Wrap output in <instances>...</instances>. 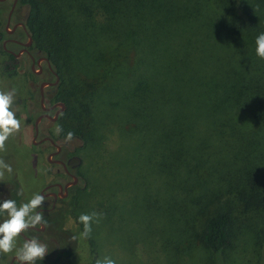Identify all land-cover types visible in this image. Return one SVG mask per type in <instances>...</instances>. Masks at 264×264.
Masks as SVG:
<instances>
[{
  "label": "trees",
  "instance_id": "16d2710c",
  "mask_svg": "<svg viewBox=\"0 0 264 264\" xmlns=\"http://www.w3.org/2000/svg\"><path fill=\"white\" fill-rule=\"evenodd\" d=\"M17 4L26 7L22 21L34 49L59 75L58 90H70L54 97L64 105L59 136L79 138L87 147L102 86L120 71L156 67L159 81L171 85V178L202 190L201 204L186 220L195 243L214 264L238 244L264 251V0ZM115 21L126 24L127 36L119 34ZM140 21L155 25L159 37L146 32L136 36ZM107 29L108 37L100 39ZM91 32L95 34L88 36ZM3 35L0 29V42ZM94 36L100 40L96 51L103 53L74 56ZM0 50V73L10 78L21 61ZM123 50L139 55L131 52L130 57ZM85 121L88 139L80 128ZM200 171L204 179H198ZM88 242L94 254V244Z\"/></svg>",
  "mask_w": 264,
  "mask_h": 264
},
{
  "label": "rangeland",
  "instance_id": "374dc122",
  "mask_svg": "<svg viewBox=\"0 0 264 264\" xmlns=\"http://www.w3.org/2000/svg\"><path fill=\"white\" fill-rule=\"evenodd\" d=\"M10 2L0 4L2 31ZM25 13L26 7L18 8L7 29ZM130 17L139 21L133 13ZM115 23L119 34L127 36L126 24ZM135 31L136 36L146 32L159 37L149 21H140ZM108 35L107 29L99 37L105 40ZM6 37L26 42L21 30L4 33ZM129 40L126 37L124 42ZM99 43L94 36L85 49L72 56L97 57V52L103 53L96 51ZM136 44H140L137 37ZM7 48L14 53L18 49ZM122 52L130 57L131 52L139 55L136 50ZM3 58L0 50V62ZM20 61L12 77L0 73V264H7L10 256L25 247L17 236V225L33 223L36 208L49 205L39 196L43 187L54 179L65 180L46 161L52 151L47 144L31 147L32 123L39 113L37 87L42 78L30 73L25 56ZM41 65L43 80L53 81L45 64ZM157 70H143L138 65L135 71L113 75L97 94L100 110L94 112L97 117L89 145L85 147L79 138L68 141L79 159L72 171L79 181L66 199L57 203V212L40 215L46 227L44 236L56 233L60 249L69 253L55 264H214L195 243L186 222L201 204L202 190L196 185L190 187L192 190L181 178H171V85L159 81ZM54 92L56 98L69 95L70 90L56 86ZM64 126L61 117L51 124L43 122L40 128L58 137ZM86 127L87 121L80 128L88 139L91 132ZM197 177L204 179L205 173L200 171ZM61 231L66 233L67 243ZM88 240L94 244V254ZM238 246L226 251L215 264H263L260 246ZM51 259L49 256L48 262Z\"/></svg>",
  "mask_w": 264,
  "mask_h": 264
},
{
  "label": "flooded vegetation",
  "instance_id": "af4514ba",
  "mask_svg": "<svg viewBox=\"0 0 264 264\" xmlns=\"http://www.w3.org/2000/svg\"><path fill=\"white\" fill-rule=\"evenodd\" d=\"M8 0H0V4H5ZM20 8V6L17 4V0L15 1L13 5V0H11L9 9L6 15L3 32L6 33V30H8V26L10 23L11 18L13 17L14 12ZM9 15V18L7 20V16ZM23 19H21L18 22H15L8 31L10 33H6L8 35H12L17 30H21L23 35L26 37V42L22 43L16 39L13 38H3L0 42V45L4 51L5 54H16L18 57H15L16 59L20 60L21 56H25L28 60L29 65V71L33 75L42 78V81L39 82L37 87V106L39 113L35 116L33 122L35 119L39 116H42L37 124V132L35 136V132L33 129V123H32V139H31V147L36 148L42 144H47L52 151H50L46 156V161H49L48 163L55 166L56 170L55 173L58 175L64 176L65 180L62 179H54L52 182L47 183L43 189L40 191L39 196L41 199H44L48 202V206L45 205H39L33 214V223H20L16 227V233L19 239L24 244V249L21 252H18L16 255L10 256L9 261L7 264H55L57 261L65 256L63 255L64 251L60 249V244L56 240V233L58 231H55V234L47 235V237L44 236L46 232V227L42 223V219L40 218V215L44 212L53 213L56 211V205L59 201H63L66 199V197L69 194V191L72 190L74 186L79 181V177L74 174L72 171L79 165V159L74 155V148H70L68 146V141L70 139L61 138V137H52L50 133L47 132L45 128H40V125L42 123L51 124L58 120L59 115L64 111V108L61 112L58 113L57 118L55 121L51 122L48 121L43 115H48L50 117H53L56 111L59 110V107L54 106L57 102L54 101V88L57 86L58 82L54 86H45L42 88V95H43V101L42 106H40L39 103V85L41 83H52L55 78L57 77L58 81V75L54 71L53 67L50 66V69L47 67V63L42 60L43 58H46L43 56L39 51L35 50L31 41V38L26 34V32L20 27L18 24H23ZM16 25V26H15ZM15 26V27H14ZM24 26V25H23ZM14 27V28H13ZM6 29V30H5ZM27 37L30 38V44H27ZM15 46L17 47V52L14 53L11 50H9L8 46ZM41 59V60H39ZM39 60V63L37 64V61ZM48 61V60H47ZM45 64V68L53 77V81H46L44 79V73L42 69L41 64ZM49 63V62H48ZM50 65V64H49ZM36 67V70L34 69ZM63 104V103H62ZM39 135L41 137L38 139ZM35 137V138H34ZM75 137L71 138L74 139ZM36 139V141H35ZM73 178H76V182L73 183ZM67 185V187L64 190V186ZM60 186V189L58 188ZM42 192V193H41ZM51 194H55V198L51 196ZM61 195V196H59ZM19 226H24L20 228L19 232L17 231V228ZM63 234V241L67 243V235L64 233V231H61ZM30 240V243H28L22 235ZM52 256V259L50 262H48V257Z\"/></svg>",
  "mask_w": 264,
  "mask_h": 264
},
{
  "label": "water",
  "instance_id": "95a60500",
  "mask_svg": "<svg viewBox=\"0 0 264 264\" xmlns=\"http://www.w3.org/2000/svg\"><path fill=\"white\" fill-rule=\"evenodd\" d=\"M15 1H16V0H13V5H14ZM8 18H9V15L7 16V20H8ZM18 25H19L20 27H22V29L25 31V28H24L23 24L19 23ZM15 26H16V25H15ZM15 26H14V27H15ZM14 27H13V28H14ZM5 30H6V29H5ZM6 33H10V31L6 30ZM27 40H28V41H27V44H26V45H29V44H30V38L27 37ZM12 55H14L15 57H18V55H16V54H12ZM39 60H41V59H39ZM39 60L37 61V64L39 63ZM42 60H44V61L47 63V67L50 69V65H49L47 59H46V58H43ZM57 82H58V79H57V77H56L55 80H54L52 83H41V84L39 85V103H40V106H42V101H43L42 88L45 87V86H48V85H49V86H54V85L57 84ZM54 106L59 107V110L55 112V114L53 115V117H50V116H48V115H43V117H45L48 121H51V122H53V121L56 120L58 113L61 112V111L63 110V108H64V105H63L62 103H57V104H55ZM41 117H42V116L37 117V118L35 119V121L33 122V129H34V132H35V136H36V132H37V124H38L39 120L41 119ZM34 138H35V137H34ZM47 162H49V161H47ZM75 182H76V178H73V183H72V185H73ZM66 187H67V185L64 186V190H65ZM58 188L60 189V186H58ZM41 193H42V192H41ZM51 196H52L53 198H55V194H51ZM59 196H61V195H59ZM21 227L24 228V226H19V227L17 228V231H18V232H19V230H20ZM21 235H22V234H21ZM22 237H23L28 243H30V240H29L28 238L24 237L23 235H22Z\"/></svg>",
  "mask_w": 264,
  "mask_h": 264
}]
</instances>
